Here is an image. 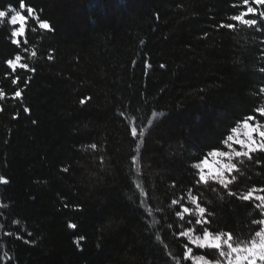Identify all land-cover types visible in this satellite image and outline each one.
Segmentation results:
<instances>
[{"label":"trees","instance_id":"trees-1","mask_svg":"<svg viewBox=\"0 0 264 264\" xmlns=\"http://www.w3.org/2000/svg\"><path fill=\"white\" fill-rule=\"evenodd\" d=\"M26 3L52 30L30 20L18 47L0 27V264H190L177 233L196 217L176 215L189 190L210 230L250 238L264 205L239 197L261 194L264 152L238 163L229 189L197 184L193 165L264 105V18L221 27L240 0ZM16 54L34 71L12 73Z\"/></svg>","mask_w":264,"mask_h":264},{"label":"snow or ice","instance_id":"snow-or-ice-1","mask_svg":"<svg viewBox=\"0 0 264 264\" xmlns=\"http://www.w3.org/2000/svg\"><path fill=\"white\" fill-rule=\"evenodd\" d=\"M96 2L100 4L103 0H96ZM18 4V9L12 3H9L6 10L0 9V27L5 23L10 26L12 42L19 47L21 38H23L25 44L27 43L26 33L30 20L35 21L40 29L51 31L52 28L48 21L40 18L39 13L30 6V3H26V0H18ZM253 4L264 6V0H240V4L234 5V7L239 6L242 10L229 18L233 23H225L221 27L234 30L237 24L247 27L257 25V19L248 17L258 15L264 18V11L258 12L257 8L252 6ZM31 30L35 31L36 28ZM24 51H27V49L25 48ZM35 55L36 52L33 51L32 56ZM22 61L23 57L20 54H16L14 58L7 59L5 63L12 73H15L18 68L34 71L28 63ZM261 71H264V69H261ZM5 75L7 76L8 74L5 73ZM12 82L14 84L18 83L19 77L17 76ZM260 91L264 93V88H261ZM4 96L3 90H0V99L4 98ZM14 97H21V92L17 90L14 93ZM81 103H84V101L82 100ZM2 110L0 108V111ZM254 113L237 121L221 140V146L212 147L211 150L207 151L202 158L194 163L193 167L198 174L197 184L208 185L209 182H213L224 189H229V185L237 179L233 173L240 171L238 163H243V158L252 159V154L255 152H264V122L258 118L264 117V105L256 107ZM159 115L158 113H153L154 117ZM149 123L152 124L153 122L149 121ZM137 134V127L132 126L131 136L136 138ZM144 135V130H140L139 136L141 139ZM91 147L96 148V145L93 144ZM132 159L133 163H135L136 157L133 156ZM210 164L212 168L207 167ZM0 183H7V181L0 177ZM137 187L140 188L141 186L138 184ZM260 193V195H256V189L253 188L240 195L239 198L244 201H259L260 203L256 207L260 208L264 205V188L260 189ZM141 195H145L143 189H141ZM187 195L188 201L180 205V211L176 215L180 220H184L185 215L188 217L195 216L196 219L194 224L189 219L187 223L192 226L177 233L178 237H184L187 240V243L183 245V261H190V264H264V218L253 221V225L257 226L258 230H255L250 235V238L237 239L231 232H214L210 230L206 226L210 224L209 219L205 215L207 209L201 204L199 196L193 195L191 190H189ZM228 195L236 194L229 191ZM188 202L194 207L187 206ZM177 203L178 201L175 199L172 201L173 205ZM197 225L202 229L201 233L197 232ZM68 226L73 229L77 227L74 223H69ZM80 239L83 240L84 237ZM159 239L160 237L158 236L157 240ZM194 248L209 251L215 250L217 257L209 259L206 254H196L194 253ZM177 264H180L179 259H177Z\"/></svg>","mask_w":264,"mask_h":264},{"label":"rangeland","instance_id":"rangeland-1","mask_svg":"<svg viewBox=\"0 0 264 264\" xmlns=\"http://www.w3.org/2000/svg\"><path fill=\"white\" fill-rule=\"evenodd\" d=\"M6 10V9H5ZM237 148H238V146H237ZM226 150V149H225ZM208 168H212V165L210 164V165H208L207 166ZM256 195H259L257 192H256Z\"/></svg>","mask_w":264,"mask_h":264}]
</instances>
